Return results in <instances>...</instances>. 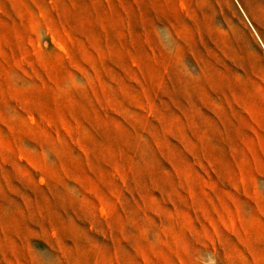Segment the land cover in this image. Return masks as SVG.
<instances>
[{
  "label": "rangeland",
  "instance_id": "1",
  "mask_svg": "<svg viewBox=\"0 0 264 264\" xmlns=\"http://www.w3.org/2000/svg\"><path fill=\"white\" fill-rule=\"evenodd\" d=\"M0 264H264V0H0Z\"/></svg>",
  "mask_w": 264,
  "mask_h": 264
}]
</instances>
